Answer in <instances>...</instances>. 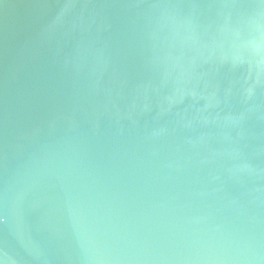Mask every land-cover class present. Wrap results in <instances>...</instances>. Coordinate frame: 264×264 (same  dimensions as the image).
<instances>
[{"label":"water","instance_id":"obj_1","mask_svg":"<svg viewBox=\"0 0 264 264\" xmlns=\"http://www.w3.org/2000/svg\"><path fill=\"white\" fill-rule=\"evenodd\" d=\"M0 264H264V0H0Z\"/></svg>","mask_w":264,"mask_h":264}]
</instances>
